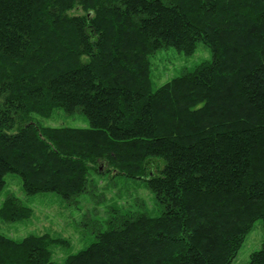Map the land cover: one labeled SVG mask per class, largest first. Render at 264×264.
<instances>
[{
	"label": "trees",
	"instance_id": "1",
	"mask_svg": "<svg viewBox=\"0 0 264 264\" xmlns=\"http://www.w3.org/2000/svg\"><path fill=\"white\" fill-rule=\"evenodd\" d=\"M199 44L211 61L154 87L158 52ZM57 111L88 126L38 121ZM7 175L69 207L141 183L159 213L129 195L62 262L63 241L0 233V264H232L258 221L264 264V0H0V195ZM31 215L9 197L0 225Z\"/></svg>",
	"mask_w": 264,
	"mask_h": 264
},
{
	"label": "rangeland",
	"instance_id": "2",
	"mask_svg": "<svg viewBox=\"0 0 264 264\" xmlns=\"http://www.w3.org/2000/svg\"><path fill=\"white\" fill-rule=\"evenodd\" d=\"M211 59V50L204 44H199L196 53L191 56L173 48L164 49L151 59L154 87L158 88L182 75L184 71L191 70L199 64L211 61ZM38 121L49 127L84 128L88 126L85 116L81 114L67 115L62 111H57L49 119H38ZM96 180L102 187L99 193H95L94 197L84 196L80 205L69 207L56 194H26L20 177L7 175L6 188L0 195V207L9 197H14L23 206L30 208L32 215L24 221L1 223L0 233L17 241L30 235H49L63 241L65 242L64 246H55L52 250L53 260L62 262L94 241L96 236L94 223H99L97 226L99 231L105 230L104 222L107 219V209L114 205L119 208L123 207L129 195L141 199L144 208L132 205L124 206L125 210H143L152 216L158 215L159 209L154 206L153 195L141 183L135 184L132 181L127 182L121 179L112 181L107 176L96 178ZM262 245L263 224L262 221H258L232 264H248L251 255L260 250Z\"/></svg>",
	"mask_w": 264,
	"mask_h": 264
}]
</instances>
